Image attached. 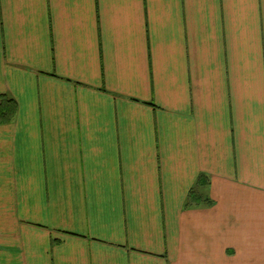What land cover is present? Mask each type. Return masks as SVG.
I'll return each instance as SVG.
<instances>
[{
    "label": "crops",
    "instance_id": "0c3cea01",
    "mask_svg": "<svg viewBox=\"0 0 264 264\" xmlns=\"http://www.w3.org/2000/svg\"><path fill=\"white\" fill-rule=\"evenodd\" d=\"M2 95L0 264H264V0H0Z\"/></svg>",
    "mask_w": 264,
    "mask_h": 264
},
{
    "label": "trees",
    "instance_id": "16d2710c",
    "mask_svg": "<svg viewBox=\"0 0 264 264\" xmlns=\"http://www.w3.org/2000/svg\"><path fill=\"white\" fill-rule=\"evenodd\" d=\"M17 113V104L16 102L8 97L7 95H2V102H0V120L10 122L13 120ZM198 199V203L203 200L200 195H197L195 191L190 193V200Z\"/></svg>",
    "mask_w": 264,
    "mask_h": 264
}]
</instances>
